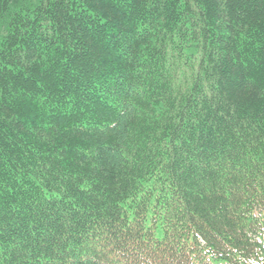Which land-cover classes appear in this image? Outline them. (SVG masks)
<instances>
[{
  "label": "trees",
  "instance_id": "trees-1",
  "mask_svg": "<svg viewBox=\"0 0 264 264\" xmlns=\"http://www.w3.org/2000/svg\"><path fill=\"white\" fill-rule=\"evenodd\" d=\"M0 264H264V0H0Z\"/></svg>",
  "mask_w": 264,
  "mask_h": 264
}]
</instances>
